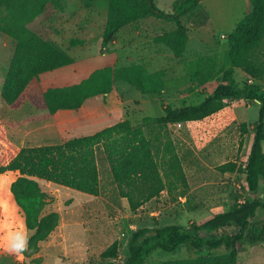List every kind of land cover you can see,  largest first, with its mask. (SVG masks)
<instances>
[{
    "label": "rangeland",
    "instance_id": "1",
    "mask_svg": "<svg viewBox=\"0 0 264 264\" xmlns=\"http://www.w3.org/2000/svg\"><path fill=\"white\" fill-rule=\"evenodd\" d=\"M174 1L155 0V4L162 11L171 12ZM59 5L45 24L51 31V40L73 62L41 74L38 84L41 92L48 87L78 83L96 68L131 64H144L150 74L161 78L164 89L158 94H146L131 84L118 82L110 93L87 99L80 108L62 110L51 117H43L47 111L29 102L18 109L8 108L0 97V145L7 157L23 147L58 144L93 134L125 119L136 126L145 117L162 116L167 106L179 108L200 103L220 82L227 67L229 35L250 9L249 0H201L182 18L188 39L184 53L176 57L168 47L154 40L174 30L173 22L143 18L117 30L113 41L102 47L108 0H97L90 6L84 0H59ZM72 39L82 40L84 44L71 46ZM14 46V40L0 32V88ZM204 63L212 66L206 80L203 71L207 74L208 69ZM234 76L240 87L245 79L247 84H253L240 69L235 70ZM254 83L264 90V80ZM258 109L255 101L229 99L221 111L204 120L168 124L186 175L187 189L183 195L176 191L170 195L164 190L135 212L128 200L119 195L101 145L95 147L98 194H86L37 179L48 196L44 213L57 212L59 223L39 243L34 254L13 250V245L19 242L17 234L26 246L31 232L26 229L22 212L10 192L18 173L0 174V264H103L101 253L114 241H119L118 259L124 260L125 244L137 229L201 223L236 201L253 198L243 176L224 173L219 167L226 162H245ZM243 123L247 132H243ZM258 216L264 217V212ZM245 248L238 255L237 264H264V244L245 245ZM178 256L187 255L182 249ZM168 257L154 254L145 264H161Z\"/></svg>",
    "mask_w": 264,
    "mask_h": 264
},
{
    "label": "trees",
    "instance_id": "2",
    "mask_svg": "<svg viewBox=\"0 0 264 264\" xmlns=\"http://www.w3.org/2000/svg\"><path fill=\"white\" fill-rule=\"evenodd\" d=\"M95 1L84 0L86 6ZM200 1L175 0L171 12H164L157 8L155 0H108L102 47L113 41L120 28L155 17L175 24L174 30L154 40L180 57L188 39L182 18ZM249 1V11L229 35L227 67L221 80L200 103L179 108L167 106L162 116L145 117L136 126L125 119L93 134L58 144L23 147L15 154L9 153L8 157L0 145V174L18 173L10 192L22 212L26 229L31 232L23 251L26 255L36 253L39 243L45 241L59 223L57 212L44 213L48 196L37 179L86 194H98L95 147L101 145L118 193L128 200L133 212L164 190L170 195L174 191L183 195L188 183L168 124L204 120L221 111L229 99H245L259 105L245 162H226L219 167L224 173L243 176L254 197L236 201L201 223L192 222L188 226L171 223L137 229L125 244L124 260L118 259L119 241H114L101 256L105 260L103 264H145L154 254L169 255L161 264H237L238 255L246 250L245 245L264 244V217L258 216L264 212V90L254 85V81L264 80V0ZM59 6V0H0V32L15 42L0 89L8 108L18 109L29 102L47 111L43 117H51L62 110H76L87 99L110 93L118 82L131 84L146 94H158L164 89L161 78L150 74L144 64H131L96 68L78 83L48 87L41 92L38 86L41 74L73 62L51 40V31L45 24L53 9ZM70 44L83 45L84 41L72 39ZM205 66L208 69L207 74L203 71L206 80L212 66ZM236 69L242 70L253 84H247L245 79L240 87L234 76ZM241 127L247 132L245 123ZM120 241L123 244L122 239ZM182 249L187 256H178Z\"/></svg>",
    "mask_w": 264,
    "mask_h": 264
},
{
    "label": "clouds",
    "instance_id": "3",
    "mask_svg": "<svg viewBox=\"0 0 264 264\" xmlns=\"http://www.w3.org/2000/svg\"><path fill=\"white\" fill-rule=\"evenodd\" d=\"M21 239L22 237L19 234H17V241L19 242L13 245V250L18 252H23L26 249V246L22 242H20Z\"/></svg>",
    "mask_w": 264,
    "mask_h": 264
},
{
    "label": "crops",
    "instance_id": "4",
    "mask_svg": "<svg viewBox=\"0 0 264 264\" xmlns=\"http://www.w3.org/2000/svg\"><path fill=\"white\" fill-rule=\"evenodd\" d=\"M1 89V88H0ZM0 97H1V95H0ZM1 100V99H0ZM3 102V101H2Z\"/></svg>",
    "mask_w": 264,
    "mask_h": 264
}]
</instances>
